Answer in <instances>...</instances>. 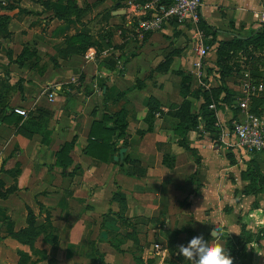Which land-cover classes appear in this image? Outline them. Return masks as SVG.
I'll return each mask as SVG.
<instances>
[{
    "label": "crops",
    "instance_id": "obj_1",
    "mask_svg": "<svg viewBox=\"0 0 264 264\" xmlns=\"http://www.w3.org/2000/svg\"><path fill=\"white\" fill-rule=\"evenodd\" d=\"M135 4L136 0L0 2V179L5 187L15 186L0 198V264H24L21 254L35 264H46L42 255L44 244L50 245L48 232L41 238L38 232L32 246L14 236L27 226V207L37 227L47 217L56 227L49 257L58 264H87L92 243L104 264L132 259L130 238L123 240L119 251L109 235L99 237L102 215L109 208L120 209L115 194L142 216L135 225L137 230L147 228L144 261L156 256L150 251L158 242L164 253L157 264H167L171 255L177 264H189L177 254L178 246H186L197 235L212 242L215 225H223L217 241L221 244L240 235L238 217L250 209L255 196L243 192L244 162L212 131L201 129V116L186 136L193 151L179 144L174 131L179 119L173 107L183 100L180 71L185 70L191 75L190 91L200 88L201 78L211 88H220L215 117L227 123L235 115V105L224 97L237 85L229 79L224 85L202 72V61L212 53L199 55L196 33L188 24L173 19L140 40L130 36ZM262 13L264 0H203L201 20L206 26L201 27L217 45L225 37H247L257 31ZM82 31L95 43L84 51L81 43L68 42ZM205 63L214 65L212 59ZM150 98L159 109L147 119ZM251 100L264 121V90ZM15 107L26 110V115L15 113ZM121 110L126 114L127 137L117 135L115 113ZM93 121L102 122L96 129L99 143L113 130L107 161L85 153ZM65 142H72V147L62 162L67 158L70 162L57 165L56 153ZM121 147L122 162L114 160ZM126 158L138 160L145 175L122 174L123 169L132 170Z\"/></svg>",
    "mask_w": 264,
    "mask_h": 264
},
{
    "label": "trees",
    "instance_id": "obj_2",
    "mask_svg": "<svg viewBox=\"0 0 264 264\" xmlns=\"http://www.w3.org/2000/svg\"><path fill=\"white\" fill-rule=\"evenodd\" d=\"M9 7H12V5H9ZM5 19V17L3 18ZM201 26L204 27L205 23L201 20L200 22ZM206 26V25H205ZM209 29L212 32V35H216L217 30L214 27L209 26ZM210 32V31H209ZM149 34H145L147 36ZM233 39L238 42L242 43H255L259 44L258 42L262 40L264 42V23L261 24L260 28L252 33L251 35L247 37H240L238 35H232ZM68 42L71 44H76V43H81L82 46L79 47L80 50L84 51L88 45L95 44L94 42L89 41V37L82 31L79 32L71 37L68 38ZM109 42H107L108 45ZM96 49L100 51L101 47L99 44L96 45ZM182 74V83H181V95L183 96L182 102L177 105H173V107H176L175 115L179 119L178 123L174 126V131L180 136L179 139V144L184 146L185 148L192 150L186 143V136L189 130L192 128H195L198 123H199V116H201V121H202V126L203 130H208L212 131L213 135L216 137V133L218 132L217 127L214 125L216 121L215 117V111L214 109L209 108L210 103H217L219 100V91L220 88H210L204 90L201 93V97L203 98V102L200 105L199 110L194 111L192 109V102L190 98H188L189 95H193L196 91H190V80H191V75L188 71L182 70L180 71ZM225 89V88H224ZM225 100L229 101V97L225 95ZM253 100L250 102V110L254 113H256L255 106H253ZM148 109H149V114L148 118L151 117L153 114L154 110L159 109V103L154 100L153 98L149 99L148 102ZM235 115L233 118H236L238 112H239V107L236 104L235 105ZM116 119L115 122L118 125V133L117 135L121 137H127L128 133L125 131L126 129V114L125 111L121 110L117 113H115ZM102 125V122L100 121H93L91 125V129L89 132V139H88V145L85 148V153L88 155H91L95 158H98L103 161H107L108 155L107 152L111 148L110 144L108 143L109 137L112 135L113 130L107 131L109 133V136L106 137L105 139H102V141L99 143L97 140L101 135L98 136L96 133V129ZM123 146H126V142L122 144ZM72 147V142H65L59 151H57V158H56V164H68L70 162V159L67 158V163L62 162V158L66 157L68 155L69 150ZM93 148H97V151H93ZM193 151V150H192ZM253 156L248 160V163L245 167V169L242 170L241 172V177L247 181V184L244 187V194L246 195H257L260 193L262 190V184L264 183V173L260 171V169L257 166L256 159H258L259 154H252ZM127 163L131 165L132 170L129 171L127 170L126 173L130 174L132 176H137L141 177L145 175V168H143L138 160H131V159H125ZM2 170V168H1ZM126 170V169H125ZM16 174L19 173V169L17 168ZM10 172V171H9ZM13 186H8L5 187L4 182L0 179V198H5L8 196L10 192L13 190ZM114 198L117 200L119 203L120 209L118 211H113L112 209H108L106 213L102 215V221L100 223V228L102 230L106 231V234L109 235V241L111 245L119 250L122 251L120 248V244L123 242L125 238H130L133 241V244L136 242L135 239L132 237V233L136 229L137 223L141 222L140 217H135V219H131L127 215L123 213L126 210V204L124 199L120 198L118 194L114 195ZM27 226L25 228L19 229L17 232L14 233V236L25 243H28L32 246L33 241L35 237L38 235V230L36 226V220H35V215L33 211L27 207ZM116 224V225H115ZM118 227V228H117ZM128 228L131 229L130 233L127 230ZM244 224H241V232L240 235L237 236V238L230 239L228 238L226 240V243H228L230 240H232L235 245H238L235 250L242 251L244 250L245 244L251 241V235H248L247 238H244V235L246 232L243 231ZM120 230H123L125 232L123 235V240H114V237L118 235ZM116 231L115 234L112 232ZM49 236V235H47ZM46 236V237H47ZM45 237V238H46ZM260 237V236H258ZM47 241H49V237L46 238ZM50 242V241H49ZM55 243V242H54ZM227 244H225V248ZM92 250L95 252L99 250L95 247L94 243L91 244V249H90V255L89 257H92ZM141 252L139 253L138 256H133V259L136 264H142L143 259L141 257ZM248 252L243 253V258L244 256H248ZM22 258H26L27 255L21 254ZM47 258V257H45ZM99 262H103V255L102 253L99 252L98 259ZM154 260L152 258H148L144 263L145 264H153ZM234 263H241L238 260H233ZM46 264H58L57 260L54 257L47 258ZM172 264H175L174 262Z\"/></svg>",
    "mask_w": 264,
    "mask_h": 264
},
{
    "label": "rangeland",
    "instance_id": "obj_3",
    "mask_svg": "<svg viewBox=\"0 0 264 264\" xmlns=\"http://www.w3.org/2000/svg\"><path fill=\"white\" fill-rule=\"evenodd\" d=\"M138 3L144 2L145 0H136ZM139 40V39H138ZM205 45L208 47L207 53H212V56H208L206 58V62L210 61L212 59L213 66H207L208 64L205 63V61H202L201 70L202 72L206 71L207 76H212L216 80H220L221 83L224 82V85L227 79L229 81H233L237 85L235 88H230L229 91V101L233 102L234 105L237 103L234 102V99L237 97V92L240 90L241 87H243V84L245 81H260L264 82V42L260 40L258 43H242L235 41L232 37H225L221 40H219L217 45H214L213 37L208 35V31L205 33ZM206 53V54H207ZM212 57V58H211ZM141 59L139 56L135 58V64H140ZM206 64V65H205ZM200 75V72H199ZM210 81V80H209ZM205 79L201 78V83L199 84L200 88L196 90L195 93H193L192 96L196 99L191 98L192 102V109L194 111L199 110L200 105L203 102V98L201 97V93L207 89H210L211 87L208 86V84H204ZM209 83V82H208ZM227 87V86H226ZM219 96V94H218ZM198 98V100H197ZM220 99V98H219ZM253 155H239V159H241L242 162H244L245 166L248 163V160ZM260 156V155H259ZM256 163L258 168L262 173H264V158L258 157L256 159ZM4 171V169H3ZM122 174L126 175V170L123 169L121 171ZM252 205H250V209L243 215H239L238 219L241 224H244L243 231L246 232L244 235V238H247L248 235H251V241L245 244L244 250H235L238 245L233 244L234 242L230 240L227 244V250L232 256L233 260H238L241 262V264H264V183L262 184V190L260 193H258L255 196H251ZM254 201V202H253ZM125 215L130 217L131 219H135V217H142L141 215H138V211L136 209L127 208L125 212L123 211ZM146 213H144L145 215ZM145 218V216H143ZM38 223V221H36ZM116 225V224H115ZM118 228V227H117ZM39 236L41 238L43 233H49V241L50 245L48 243L45 245V251L46 254L42 255V253H37L39 255H42L44 257L50 258L49 256L52 253V249L54 242L56 241L57 236V229L56 227L50 225V220L47 219L43 221V224L38 225L37 227ZM137 229V228H136ZM130 233L131 229H127ZM147 228L143 227L142 230H134L131 234L132 237L135 239V243L128 248V251L131 252L132 259L129 260L126 259H110L108 261L109 264H136L133 256H138L141 250H143V247L146 246L147 240ZM116 231H113L112 233L115 234ZM126 232V230H125ZM123 230H120L118 235L114 237V240H123V235L125 233ZM260 236V237H258ZM232 239V238H230ZM212 241L214 239H211ZM234 240V239H233ZM152 241V240H151ZM221 244V243H220ZM224 242L222 243L223 246H225ZM49 252V253H48ZM171 252V251H170ZM248 252V256H244L243 253ZM90 253V252H89ZM173 253V252H171ZM38 255V256H39ZM99 252L92 250V257H89V260H87V264H104L99 262L98 259ZM171 255V254H170ZM159 255H156L154 258L153 264H157L161 258H157ZM47 258L45 261H42L43 263L47 262ZM143 259V258H142ZM177 257L171 255L170 260H167V264H172L173 262L177 264L178 262L175 260ZM89 261V262H88ZM162 261V260H161ZM36 260H28L27 257L24 258V264H35ZM104 262V261H103ZM145 261L143 260L142 264ZM236 264V263H235Z\"/></svg>",
    "mask_w": 264,
    "mask_h": 264
},
{
    "label": "built area",
    "instance_id": "obj_4",
    "mask_svg": "<svg viewBox=\"0 0 264 264\" xmlns=\"http://www.w3.org/2000/svg\"><path fill=\"white\" fill-rule=\"evenodd\" d=\"M202 7L203 0H145L135 4V19L131 21L130 36L140 40L145 34L161 30L165 24L174 19L193 27L196 33L197 51L200 56H205L208 47L204 43L205 30L200 25ZM260 22L264 23V13L260 16ZM263 90V82L245 81L237 99L239 112L236 118L232 117L225 123L217 117L214 123L218 129L216 138L239 155L259 154L264 158V121L250 110L252 97ZM209 108L215 109V103H210ZM13 111L26 115V110L21 108L15 107ZM150 252L152 256L161 255L164 253V248L160 243L155 242Z\"/></svg>",
    "mask_w": 264,
    "mask_h": 264
},
{
    "label": "clouds",
    "instance_id": "obj_5",
    "mask_svg": "<svg viewBox=\"0 0 264 264\" xmlns=\"http://www.w3.org/2000/svg\"><path fill=\"white\" fill-rule=\"evenodd\" d=\"M223 234V225H215L210 236L212 242L206 241L203 235L190 239L187 245H179L177 254L182 255L189 264H234L228 250L220 244L218 238Z\"/></svg>",
    "mask_w": 264,
    "mask_h": 264
},
{
    "label": "water",
    "instance_id": "obj_6",
    "mask_svg": "<svg viewBox=\"0 0 264 264\" xmlns=\"http://www.w3.org/2000/svg\"><path fill=\"white\" fill-rule=\"evenodd\" d=\"M1 1H4V0H0V2H1ZM114 12L117 13V14L123 13V12L120 11V10H115ZM124 151H125V148H124V147H121L120 150H119L118 155L114 156V160L119 159L120 162H122V161H123V154H124ZM99 237H100V238H104V239L107 238V234H106L105 230H101V232H100V234H99Z\"/></svg>",
    "mask_w": 264,
    "mask_h": 264
}]
</instances>
